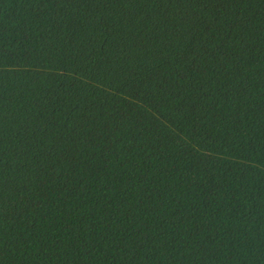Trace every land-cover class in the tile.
<instances>
[{"label": "trees", "instance_id": "1", "mask_svg": "<svg viewBox=\"0 0 264 264\" xmlns=\"http://www.w3.org/2000/svg\"><path fill=\"white\" fill-rule=\"evenodd\" d=\"M0 264H264V0H0Z\"/></svg>", "mask_w": 264, "mask_h": 264}]
</instances>
